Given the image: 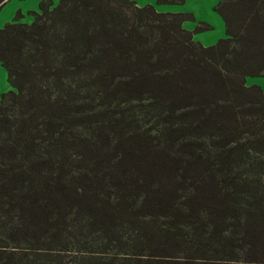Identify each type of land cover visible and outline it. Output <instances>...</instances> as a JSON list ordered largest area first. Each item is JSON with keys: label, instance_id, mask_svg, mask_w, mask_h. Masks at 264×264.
<instances>
[{"label": "trees", "instance_id": "trees-1", "mask_svg": "<svg viewBox=\"0 0 264 264\" xmlns=\"http://www.w3.org/2000/svg\"><path fill=\"white\" fill-rule=\"evenodd\" d=\"M53 6L0 29V264H264V92L247 85L264 0H221L210 47L191 13ZM118 97L156 142L117 120Z\"/></svg>", "mask_w": 264, "mask_h": 264}, {"label": "rangeland", "instance_id": "rangeland-1", "mask_svg": "<svg viewBox=\"0 0 264 264\" xmlns=\"http://www.w3.org/2000/svg\"><path fill=\"white\" fill-rule=\"evenodd\" d=\"M42 0H9L0 10V29H3L7 23L14 21L32 24L35 20L34 13H40V3ZM135 1L137 6L144 7L146 5H153L156 10L160 13H191L195 14L196 19L194 21H185L184 28L188 31L194 32L197 27L205 23L212 26L211 30L199 31L194 33V40L200 42L206 47L216 45L220 40L227 38L226 24L222 16L215 10V7L221 0H188L184 5H158L156 0H132ZM60 0H55L54 6H57ZM247 85H257L263 89L264 92V77H248ZM12 89L6 68L0 62V100L3 93L8 92ZM119 104V105H118ZM128 107V106H127ZM127 107L124 106V99L118 97L111 106L115 109L118 115L117 120L124 119V127L127 131H133L134 127L132 124L140 123L142 130L145 129V141L148 143L155 141L156 123L144 124L140 118H134L131 114L127 113ZM111 111V110H110ZM122 114V115H121ZM124 116V117H123ZM145 125V127H144ZM133 127V128H132ZM132 128V129H131ZM106 134H109V129H105ZM109 139L104 140L105 151L111 150L112 145ZM111 152V151H109ZM111 161L108 165L117 166L116 161L118 154L109 153ZM129 162H125L128 165Z\"/></svg>", "mask_w": 264, "mask_h": 264}, {"label": "crops", "instance_id": "crops-1", "mask_svg": "<svg viewBox=\"0 0 264 264\" xmlns=\"http://www.w3.org/2000/svg\"><path fill=\"white\" fill-rule=\"evenodd\" d=\"M52 1H53V3H55V0H52ZM187 1H188V0H187ZM187 1H186V2H187ZM186 2H185V3H186ZM185 3H184V4H185ZM184 4H183V5H184ZM193 15H194V17H195V19H196L195 14H193ZM183 26H184V24H183ZM199 43H200V42H199ZM201 44H202V43H201ZM202 45H203V44H202ZM204 46H205V45H204Z\"/></svg>", "mask_w": 264, "mask_h": 264}]
</instances>
